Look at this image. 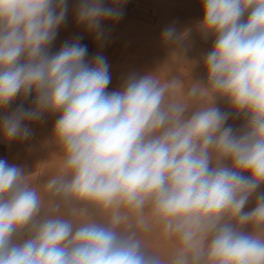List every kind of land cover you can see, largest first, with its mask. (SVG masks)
Returning a JSON list of instances; mask_svg holds the SVG:
<instances>
[{"label":"clouds","instance_id":"clouds-1","mask_svg":"<svg viewBox=\"0 0 264 264\" xmlns=\"http://www.w3.org/2000/svg\"><path fill=\"white\" fill-rule=\"evenodd\" d=\"M200 3L194 28L161 33L184 60L193 32L213 39L205 78L177 100L182 81L155 71L108 91L106 56L89 60L80 37L51 53L68 0H0V112L21 101L0 138L27 141L55 115L47 143L61 152L47 199L0 159V264H164L136 226L176 242L168 264H264V192L244 211L264 186V0ZM124 4L76 0L75 21L103 47Z\"/></svg>","mask_w":264,"mask_h":264},{"label":"rangeland","instance_id":"rangeland-1","mask_svg":"<svg viewBox=\"0 0 264 264\" xmlns=\"http://www.w3.org/2000/svg\"><path fill=\"white\" fill-rule=\"evenodd\" d=\"M69 11L64 25V41H71L77 37L86 38L88 47V59L90 60L96 53L102 52L110 64L111 83L108 91L117 90L123 80L132 72L143 74L146 71H155V74L162 81L177 78L182 81L183 87L177 90L175 99L183 98L184 92L191 86L192 81L203 80L206 76L203 67V56L211 49L213 39L203 40L195 32L191 36V48L186 53V60L181 57L172 56V46L166 45L161 40L163 29L170 25H175L178 31L185 28H194L197 21L202 16L190 17L175 15H153L148 7L138 0H125L123 7L124 15L117 23L111 21L104 25L107 43L100 47L94 36L87 33L82 26L75 21L74 8L76 0H68ZM138 11L144 13L138 14ZM130 15V21L124 26L126 14ZM60 48V47H59ZM58 47H51L50 52L55 53ZM28 102V103H27ZM26 106L31 102L27 101ZM195 106V105H194ZM218 106L222 111H228V105L223 101H218ZM57 116L48 115L42 121L32 123V136L27 141H16V154L9 164L22 166L25 173L31 174L28 181L31 186L47 199L45 192V181L58 174L61 163V152L47 143L51 136L52 128ZM243 120L230 116L227 125L234 129H239ZM226 125V126H227ZM264 192V186L259 188L252 196L244 211H250L256 201V197ZM104 219L102 215L98 217ZM79 220V218H76ZM133 225L135 222L133 221ZM145 250L155 246L170 245L171 257L176 248V242L166 238L159 229L140 232Z\"/></svg>","mask_w":264,"mask_h":264},{"label":"crops","instance_id":"crops-1","mask_svg":"<svg viewBox=\"0 0 264 264\" xmlns=\"http://www.w3.org/2000/svg\"><path fill=\"white\" fill-rule=\"evenodd\" d=\"M139 3H143L144 6L148 7L151 10V14L153 15H175V16H183V17H190V16H202V7L200 0H138ZM142 12L138 11V14ZM144 14V13H142ZM130 21V15L126 14L125 21L122 27H124ZM64 25L61 26L59 29L58 35L56 40L54 41L52 47H61L64 41ZM86 38L81 39V43L87 45ZM29 101V98L28 100ZM26 101V102H27ZM25 102V107L26 106ZM21 103L20 99L17 98L15 102H13L10 107L5 110L4 112H0V115L6 114V112H10L14 110L19 104ZM28 103V102H27ZM16 154V141L11 143H7L0 138V159L6 160L8 163L12 158L15 157Z\"/></svg>","mask_w":264,"mask_h":264},{"label":"bare ground","instance_id":"bare-ground-1","mask_svg":"<svg viewBox=\"0 0 264 264\" xmlns=\"http://www.w3.org/2000/svg\"><path fill=\"white\" fill-rule=\"evenodd\" d=\"M140 232L144 233L145 231L141 230ZM148 252L158 255L163 261L164 264H168V261L171 258V246L170 245H160L155 246L148 250Z\"/></svg>","mask_w":264,"mask_h":264},{"label":"built area","instance_id":"built-area-1","mask_svg":"<svg viewBox=\"0 0 264 264\" xmlns=\"http://www.w3.org/2000/svg\"><path fill=\"white\" fill-rule=\"evenodd\" d=\"M29 102H31V103H32V97H29Z\"/></svg>","mask_w":264,"mask_h":264}]
</instances>
